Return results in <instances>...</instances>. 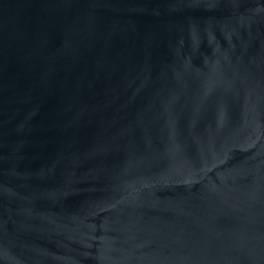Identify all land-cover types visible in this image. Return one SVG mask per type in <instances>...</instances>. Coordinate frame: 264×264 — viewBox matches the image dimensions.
Segmentation results:
<instances>
[{"label":"water","instance_id":"obj_1","mask_svg":"<svg viewBox=\"0 0 264 264\" xmlns=\"http://www.w3.org/2000/svg\"><path fill=\"white\" fill-rule=\"evenodd\" d=\"M0 264H264V0H0Z\"/></svg>","mask_w":264,"mask_h":264}]
</instances>
